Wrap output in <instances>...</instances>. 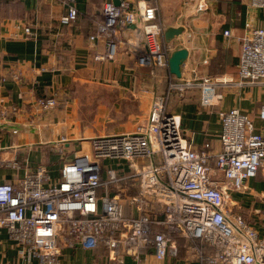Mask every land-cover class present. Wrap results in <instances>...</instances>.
I'll return each instance as SVG.
<instances>
[{
  "label": "built area",
  "instance_id": "obj_1",
  "mask_svg": "<svg viewBox=\"0 0 264 264\" xmlns=\"http://www.w3.org/2000/svg\"><path fill=\"white\" fill-rule=\"evenodd\" d=\"M58 1L64 9L59 24L73 25L76 1ZM149 1L102 5L89 38L105 47L97 60L113 59L124 45L137 68L168 69L176 49L164 39L160 0ZM194 1L199 13L209 0ZM245 3L264 14V0ZM252 23H245L239 38L235 78L197 79L194 71L189 79L173 76L133 131L92 138L91 152L63 160L55 175L51 167L38 165L18 181L0 182V242L4 232L16 249L14 262L0 264H60L64 249L99 247L103 260L93 264H124V257L141 264L145 255L158 263L170 257L182 264H264V211L252 210L258 217L252 223L232 198L248 191L249 180L260 174L264 179V134L246 113L232 108L219 113L218 151L209 143L195 149L183 137L179 117L168 110L173 95L181 98L190 89H198L200 105L209 107L227 89L264 87V27ZM24 33L31 35L28 28ZM223 36L230 37V31ZM57 105L55 97L36 103L41 113ZM259 119L264 123V107ZM65 143L61 137L59 152ZM18 154L16 147L2 150L0 170H18Z\"/></svg>",
  "mask_w": 264,
  "mask_h": 264
},
{
  "label": "crops",
  "instance_id": "obj_2",
  "mask_svg": "<svg viewBox=\"0 0 264 264\" xmlns=\"http://www.w3.org/2000/svg\"><path fill=\"white\" fill-rule=\"evenodd\" d=\"M6 1L0 0V153L16 147L19 169H1L0 182L18 181L38 165L51 167L55 175L63 160L90 153L92 138L131 132L146 121L153 97L165 92L173 76L168 69L137 68L134 56L124 45L118 47L113 59H96L105 55V47L102 41L89 38L108 0H75L78 19L68 27L58 22L64 13L58 0L12 1L9 5ZM245 2L209 0L199 13L194 0L159 2V19L165 31L182 29L170 41L176 51L185 49L188 53L180 68L182 78H192L193 71L197 79L236 77L239 38L245 23L264 27V14L250 9ZM26 28L30 36L24 33ZM224 31H230L231 36L224 37ZM128 36L124 33L122 38ZM12 74L19 75L20 80L14 81ZM222 93L223 99L209 107L200 105L198 89L186 91L181 98L171 97L168 110L179 117L182 135L193 148L201 149L209 143L213 151H218L219 113L232 108L246 113L255 130L264 134V123L259 119L264 87L246 85ZM49 97H55L58 105L41 113L37 100ZM61 137L67 143L59 152ZM256 178L246 186L259 196L232 194L241 212L248 211L246 218L252 223L258 217L251 211L263 212L258 207L260 199L264 202V183ZM243 200H247L245 204ZM1 239L0 263L14 262L16 249L4 232ZM103 257L101 247L94 251L64 249L60 264H93ZM144 257L141 264H182L170 257L159 263L151 255ZM123 261L133 264L130 257Z\"/></svg>",
  "mask_w": 264,
  "mask_h": 264
},
{
  "label": "water",
  "instance_id": "obj_3",
  "mask_svg": "<svg viewBox=\"0 0 264 264\" xmlns=\"http://www.w3.org/2000/svg\"><path fill=\"white\" fill-rule=\"evenodd\" d=\"M113 3L115 5L119 4V0H113ZM182 33V29H168L164 33V39L166 42H170L174 37L179 36ZM188 56V53L185 49H180L175 52H173L168 59L167 65H168V71L169 73L176 77L180 78L181 73H180V68L182 64L185 62L186 58Z\"/></svg>",
  "mask_w": 264,
  "mask_h": 264
},
{
  "label": "rangeland",
  "instance_id": "obj_4",
  "mask_svg": "<svg viewBox=\"0 0 264 264\" xmlns=\"http://www.w3.org/2000/svg\"><path fill=\"white\" fill-rule=\"evenodd\" d=\"M163 1H165V0H163ZM160 2H162L161 0H160ZM186 2H189V1H186ZM108 166H110V167H114V164H109ZM256 181L257 182H260V183H264V182H262L263 181V178L260 176V175H258L257 176V178H256ZM249 193H250V196H249ZM240 194V193H239ZM241 195H243V196H245V198H249V197H255V196H259L257 193H254V192H251V191H247V192H245V193H241ZM246 201L247 200H243V202H244V204L246 203ZM261 202H263V200L262 199H260V204H259V209L260 210H262V211H264V202L263 203H261ZM239 205H240V203H239ZM240 208H241V205H240ZM241 210H243V209H241ZM241 210L239 211L243 216H245V217H248L247 215H248V211L246 212V210H244L247 214L245 215L244 214V211L243 212H241ZM126 214L128 215V210L126 211Z\"/></svg>",
  "mask_w": 264,
  "mask_h": 264
},
{
  "label": "trees",
  "instance_id": "obj_5",
  "mask_svg": "<svg viewBox=\"0 0 264 264\" xmlns=\"http://www.w3.org/2000/svg\"><path fill=\"white\" fill-rule=\"evenodd\" d=\"M12 1L15 2V0H7V1L5 2V4H6V5H9V4L12 3ZM151 3H152V2H151Z\"/></svg>",
  "mask_w": 264,
  "mask_h": 264
}]
</instances>
